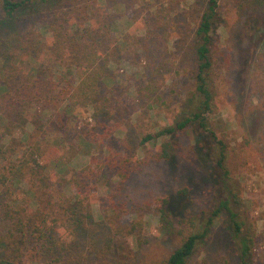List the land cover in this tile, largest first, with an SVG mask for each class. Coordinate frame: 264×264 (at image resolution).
Here are the masks:
<instances>
[{"label": "rangeland", "instance_id": "1", "mask_svg": "<svg viewBox=\"0 0 264 264\" xmlns=\"http://www.w3.org/2000/svg\"><path fill=\"white\" fill-rule=\"evenodd\" d=\"M208 1L34 0L12 19L0 12V35L15 31L23 35L22 42L0 58V68L6 65L22 74L16 87L29 83L31 74L38 72L31 78L42 80L45 91L69 89L61 104L70 115L29 109L26 135L8 132L3 127L10 124L6 117L0 119V138L13 144L19 155L37 141L44 143L40 172L49 181L36 197L27 195L28 184L11 185L10 206L16 211L25 207L38 223L48 217L60 242H74L72 262L165 264L191 233L204 231L220 200L235 194L241 202V218L256 236V264H264V0H219L214 31L219 41L215 51L220 75L218 112L211 129L227 146L230 177L212 160H202L201 141L192 132H180L172 139L160 137L142 146L145 136L176 126L190 112L195 33ZM57 16L70 35L100 26L96 28L103 42L98 65L107 69L109 78L99 87L102 98L96 106L104 111L100 114L70 86L75 77L69 69L79 73L94 67L76 61V46L68 37L57 52L55 33L49 28ZM42 124H46V138ZM86 140H92L93 146ZM166 141L175 154L169 161L158 160ZM71 144L80 153L69 168L76 172L90 166L93 173L82 184L73 174L71 187L57 188L54 161L73 156ZM212 157L218 160L215 152ZM0 164H5L1 158ZM186 188L189 192L184 195L181 190ZM75 189L84 194L78 198H84L82 206L70 204L76 202ZM2 190L0 186V195ZM162 198H168L170 210L177 215L170 219L173 225L163 219ZM5 204L9 203L0 197V208ZM9 224L0 220L1 237L9 232ZM20 253L24 264H47L52 255L32 239ZM3 254L0 247L1 260ZM189 264H239L225 215L210 226Z\"/></svg>", "mask_w": 264, "mask_h": 264}, {"label": "trees", "instance_id": "2", "mask_svg": "<svg viewBox=\"0 0 264 264\" xmlns=\"http://www.w3.org/2000/svg\"><path fill=\"white\" fill-rule=\"evenodd\" d=\"M35 1L37 3H46L49 0ZM29 2L34 3V0H0V12L6 18L12 19L16 17ZM219 8V0L208 1L206 11L203 13L195 33V70L193 71L192 77L194 81V92L189 97L190 112L185 117V120L178 122L176 126L170 125L155 134H148L145 136L142 140V146H147L160 137L166 136L172 139L180 132H192L195 134V138H199L201 141V146L199 145L198 149L202 160H212L214 165L225 170V176L230 177V170H228L229 168L226 164L228 160L227 146L222 140H219L215 131L211 129V120L213 117H216L218 112L215 101L217 82L220 79V75L215 51L218 49L219 41L216 39L214 31L220 15ZM61 19L60 16H57L49 25V28L53 29L55 33V47L57 48V52L62 45V41L68 37L71 41L70 43L76 46V52L74 54L76 61H84L86 63L85 65H93L94 67L93 69L83 70L79 73L69 69L70 75L75 77L70 86L73 91L81 92L87 105H92L93 109L96 110L95 113L100 114L104 111L102 109L98 111L96 106L102 98L99 87L104 78H108L107 69L100 67L98 62V59L101 58L99 54L102 52L100 48L103 43L100 34H98L100 29L96 30V28L100 26L96 28L87 27L82 30L78 29L74 34L70 35L67 30L68 28L65 27V23H63L64 21ZM76 24L78 25V23ZM21 40H23V35L16 31L0 35V58L3 59L5 53L9 52V49L13 48L16 44L22 42ZM55 62H59L57 58ZM14 68L15 70L17 69L16 66H14ZM37 73L38 72H34L31 74V77H35ZM21 76L22 74L20 73L15 74L12 67L8 68L5 65L0 68V119L4 120L6 117H9L10 126L8 124H3V127L6 128L8 132L14 130L15 132H21L26 135L25 131L27 130L25 127L30 123L26 115L29 109L37 108L40 109L42 113L52 110L54 114H57L58 111H62V116L66 117L71 114L70 111L61 104L63 101L62 97L65 96V93L68 92L69 89L65 92L56 91V88L45 91L46 86L42 85V80H32L31 77L28 78L29 83L24 82L22 85L20 84L21 86L19 85L16 87L15 84L18 82L17 78ZM40 129L44 131V136L46 138V124H42ZM8 132L5 134V137H8ZM27 137L30 136L28 135ZM80 138L82 139L83 136ZM42 143V141H37L28 148L27 152L19 155L13 144H8L0 138V158L1 160L3 159L5 163L0 164V186L3 188L0 197L4 203H9L0 208V220L10 222L9 232H7V234L4 233L5 235L3 234L4 236L2 237L0 236L2 241H0V247L5 254L4 259H0V264H24L20 258V252L29 239L37 241L41 248L46 249L52 254L47 264H81V262L75 263L70 260V257L74 255L76 251L74 242H60L61 236L58 235L55 230L51 229V226L48 224V217L42 218V221L38 223L35 222L32 216L27 215L28 213L25 207L21 206L20 210L16 211L10 206V202L12 203L14 201V198L11 196V185L28 184L29 189L26 192L27 195L30 194L36 197L38 190L41 191V186L43 187L45 183L49 181L48 178L40 172V169H42L40 157H42L44 150ZM63 143H66V141L63 140ZM85 143L89 146H93L92 140H86ZM70 147L73 149V156H59L57 160L54 161L55 170L58 173L57 178L54 179L56 181L55 187L57 188L71 187L72 181L76 179L73 174L78 176L76 181L82 184L81 180L88 179L91 175H89V173H93L90 166L80 171L74 170L76 172H73L72 169L69 168V163L72 161L73 157L80 153L73 144H71ZM78 149H80L79 146ZM174 150L175 148L172 146L171 142L166 141L160 146L156 158L158 160L169 161L175 154ZM214 152L218 156L216 162L212 157ZM9 155L14 157L11 158ZM131 162L130 159L126 161L127 164ZM140 163L141 161L137 162L138 168ZM122 174L124 178L128 177L126 173ZM51 185L53 186V184H50V186ZM43 189H47V187ZM188 192L189 190L187 188L181 190V193L184 195ZM80 195L84 194L75 189L73 196L76 202L70 200L71 206H82L84 204V198L78 199ZM232 197L227 196L221 199L218 208H216L209 217L208 226L204 228V231L191 233L188 238L175 249L165 264H189L199 241L206 239L210 226L215 220L224 215L227 218V224L232 239L238 250L239 264H256V236L248 226L246 220L241 218V214L238 211L241 202L237 199L238 196L234 194ZM26 200L28 199L26 198ZM159 202L162 208L163 219L173 225L174 223L171 222L170 219L176 214L169 208L171 205L170 201L168 198H162ZM38 215L39 214L36 216ZM112 242L113 240L111 238L107 240V248L109 250L112 249ZM47 255L49 254L47 253Z\"/></svg>", "mask_w": 264, "mask_h": 264}]
</instances>
